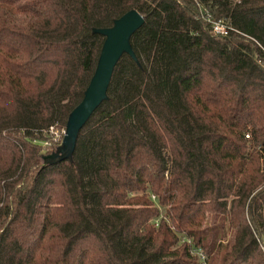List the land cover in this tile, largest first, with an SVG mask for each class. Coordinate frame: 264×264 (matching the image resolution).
Returning a JSON list of instances; mask_svg holds the SVG:
<instances>
[{"label":"trees","instance_id":"16d2710c","mask_svg":"<svg viewBox=\"0 0 264 264\" xmlns=\"http://www.w3.org/2000/svg\"><path fill=\"white\" fill-rule=\"evenodd\" d=\"M131 10L136 60L71 157L46 160L94 30ZM193 250L264 264V0H0V264H201Z\"/></svg>","mask_w":264,"mask_h":264},{"label":"water","instance_id":"95a60500","mask_svg":"<svg viewBox=\"0 0 264 264\" xmlns=\"http://www.w3.org/2000/svg\"><path fill=\"white\" fill-rule=\"evenodd\" d=\"M144 24L143 17L135 10H131L114 20L109 28L94 30L104 37L94 73L83 94L81 102L70 113L65 136L56 152L45 157L46 160H61L70 158L77 136L95 110L107 100V90L113 71L123 55L133 60L136 56L131 47L132 36Z\"/></svg>","mask_w":264,"mask_h":264},{"label":"built area","instance_id":"2783aa9c","mask_svg":"<svg viewBox=\"0 0 264 264\" xmlns=\"http://www.w3.org/2000/svg\"><path fill=\"white\" fill-rule=\"evenodd\" d=\"M232 2H238L239 0H230ZM206 21L209 22L212 26L213 32L221 35H227L228 31L230 30L229 27H227L223 22L218 21V22H212L210 16L207 15ZM48 138L50 139V142L44 143L45 145L47 144H59L61 145L63 138L65 136V128H60L57 125L52 126L48 129L47 131ZM195 254L199 256L201 264H206L205 263V258L202 255L201 251L199 250H193Z\"/></svg>","mask_w":264,"mask_h":264},{"label":"rangeland","instance_id":"374dc122","mask_svg":"<svg viewBox=\"0 0 264 264\" xmlns=\"http://www.w3.org/2000/svg\"><path fill=\"white\" fill-rule=\"evenodd\" d=\"M49 145H50V144H47V145L44 144L43 146L45 147V146H49ZM45 153H46V152H45ZM45 153H43V154H45ZM152 199H154V197H152Z\"/></svg>","mask_w":264,"mask_h":264}]
</instances>
